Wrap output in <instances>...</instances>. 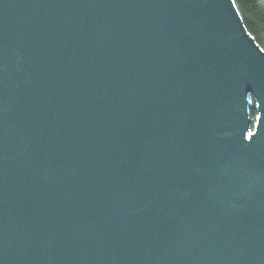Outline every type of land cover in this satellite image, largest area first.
<instances>
[{
	"label": "water",
	"instance_id": "obj_1",
	"mask_svg": "<svg viewBox=\"0 0 264 264\" xmlns=\"http://www.w3.org/2000/svg\"><path fill=\"white\" fill-rule=\"evenodd\" d=\"M0 264H264L232 0H0Z\"/></svg>",
	"mask_w": 264,
	"mask_h": 264
},
{
	"label": "trees",
	"instance_id": "obj_2",
	"mask_svg": "<svg viewBox=\"0 0 264 264\" xmlns=\"http://www.w3.org/2000/svg\"><path fill=\"white\" fill-rule=\"evenodd\" d=\"M247 31L264 50V0H232ZM248 113L251 130L257 117L256 101L248 95Z\"/></svg>",
	"mask_w": 264,
	"mask_h": 264
}]
</instances>
